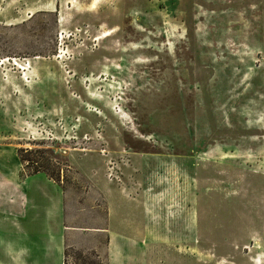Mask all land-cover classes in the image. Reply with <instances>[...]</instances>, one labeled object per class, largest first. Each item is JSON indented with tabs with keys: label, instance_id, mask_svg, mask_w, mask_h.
<instances>
[{
	"label": "rangeland",
	"instance_id": "1",
	"mask_svg": "<svg viewBox=\"0 0 264 264\" xmlns=\"http://www.w3.org/2000/svg\"><path fill=\"white\" fill-rule=\"evenodd\" d=\"M93 1L0 0V139L70 224L0 264H107L113 205L127 264H264V0Z\"/></svg>",
	"mask_w": 264,
	"mask_h": 264
},
{
	"label": "crops",
	"instance_id": "2",
	"mask_svg": "<svg viewBox=\"0 0 264 264\" xmlns=\"http://www.w3.org/2000/svg\"><path fill=\"white\" fill-rule=\"evenodd\" d=\"M13 151L12 141L0 139V251L14 253L15 243L20 242L28 253L41 250L46 262L47 255L61 248L63 225H70L62 221L65 198L61 184L43 170L20 179ZM127 211L126 206H110L106 226L98 229L108 232L107 264H127L134 258L128 255L127 243L139 241L135 232L141 216L140 211L127 216Z\"/></svg>",
	"mask_w": 264,
	"mask_h": 264
},
{
	"label": "trees",
	"instance_id": "3",
	"mask_svg": "<svg viewBox=\"0 0 264 264\" xmlns=\"http://www.w3.org/2000/svg\"><path fill=\"white\" fill-rule=\"evenodd\" d=\"M21 150H23V149H21ZM27 152V151H26ZM20 158H21V160H27L28 161V164L30 163V162H34V163H36L37 161H38V159H31V158H26V157H22V156H20ZM43 167H45L44 165H43V163H41V164H38L37 163V165L35 166V169H34V172L35 171H38V170H44V168Z\"/></svg>",
	"mask_w": 264,
	"mask_h": 264
},
{
	"label": "bare ground",
	"instance_id": "4",
	"mask_svg": "<svg viewBox=\"0 0 264 264\" xmlns=\"http://www.w3.org/2000/svg\"><path fill=\"white\" fill-rule=\"evenodd\" d=\"M94 1H95V0H94ZM94 1H93V2H94ZM109 32H110V31H108V32H105V35H108V34H109Z\"/></svg>",
	"mask_w": 264,
	"mask_h": 264
}]
</instances>
